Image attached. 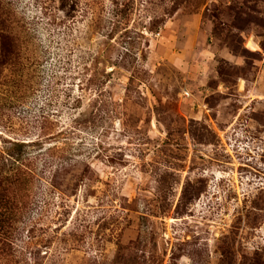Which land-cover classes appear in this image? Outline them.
<instances>
[{"label": "rangeland", "instance_id": "obj_1", "mask_svg": "<svg viewBox=\"0 0 264 264\" xmlns=\"http://www.w3.org/2000/svg\"><path fill=\"white\" fill-rule=\"evenodd\" d=\"M0 264H264V0H0Z\"/></svg>", "mask_w": 264, "mask_h": 264}, {"label": "trees", "instance_id": "obj_2", "mask_svg": "<svg viewBox=\"0 0 264 264\" xmlns=\"http://www.w3.org/2000/svg\"><path fill=\"white\" fill-rule=\"evenodd\" d=\"M62 4L65 6V2L63 1Z\"/></svg>", "mask_w": 264, "mask_h": 264}]
</instances>
